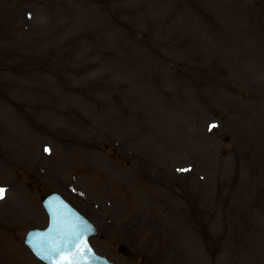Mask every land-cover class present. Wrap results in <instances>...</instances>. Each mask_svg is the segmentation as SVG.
<instances>
[{
    "label": "rangeland",
    "instance_id": "374dc122",
    "mask_svg": "<svg viewBox=\"0 0 264 264\" xmlns=\"http://www.w3.org/2000/svg\"><path fill=\"white\" fill-rule=\"evenodd\" d=\"M0 187V264L50 191L113 264H264V0H0Z\"/></svg>",
    "mask_w": 264,
    "mask_h": 264
},
{
    "label": "water",
    "instance_id": "95a60500",
    "mask_svg": "<svg viewBox=\"0 0 264 264\" xmlns=\"http://www.w3.org/2000/svg\"><path fill=\"white\" fill-rule=\"evenodd\" d=\"M41 204L48 216V226L43 230H30L24 238V244L30 251L43 263L45 260L41 259V254H38L33 248V235H38L37 242L48 246H55L61 243L66 234L73 232L80 227L81 221L86 223L90 230L88 234L80 238L79 243L75 246L72 252L74 257V264H109V262L100 256H97L89 245V239L98 234L95 227L74 208H72L59 194L49 193L41 200ZM85 250L88 254L85 255ZM118 252L126 255L132 261L137 257L131 253L124 245L119 246ZM94 257L95 259H92ZM51 264H67V258L60 256L53 260Z\"/></svg>",
    "mask_w": 264,
    "mask_h": 264
},
{
    "label": "snow or ice",
    "instance_id": "6c2138e0",
    "mask_svg": "<svg viewBox=\"0 0 264 264\" xmlns=\"http://www.w3.org/2000/svg\"><path fill=\"white\" fill-rule=\"evenodd\" d=\"M217 125L210 124L209 131L211 132L215 129ZM45 151H48L46 148ZM179 171H188L187 169H182ZM5 198V189L0 187V200ZM90 230L89 226L81 221V225L79 228L74 230L71 233L66 234L65 238L61 243L56 244L55 246H48L46 244L42 245L37 242L38 235H33V248L41 254V259L45 260V264H51L53 260L60 256H65L67 258V264H74V257L71 255L75 246L79 243L80 238L88 234ZM85 255L88 254L87 250H85ZM92 259H95L92 257Z\"/></svg>",
    "mask_w": 264,
    "mask_h": 264
}]
</instances>
